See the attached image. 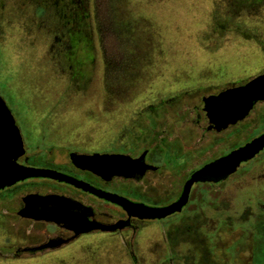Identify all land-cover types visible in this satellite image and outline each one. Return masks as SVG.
Instances as JSON below:
<instances>
[{"label":"rangeland","instance_id":"1","mask_svg":"<svg viewBox=\"0 0 264 264\" xmlns=\"http://www.w3.org/2000/svg\"><path fill=\"white\" fill-rule=\"evenodd\" d=\"M6 4L0 95L25 143L42 154L48 143L62 149L116 142L138 124L136 111L161 97L211 83H243L264 72V0ZM42 228L27 222V243ZM151 228L140 235L141 246ZM6 231L0 233V264H133L122 241L104 234L6 257Z\"/></svg>","mask_w":264,"mask_h":264},{"label":"flooded vegetation","instance_id":"2","mask_svg":"<svg viewBox=\"0 0 264 264\" xmlns=\"http://www.w3.org/2000/svg\"><path fill=\"white\" fill-rule=\"evenodd\" d=\"M7 1L0 0V17L4 21ZM244 83H211L200 85L195 92L180 90L161 97L157 103L136 111L138 124L121 139L105 145L58 149L48 143L42 154L39 148L31 150L24 141L26 153L17 162L57 169L135 203L153 207L170 205L181 197L196 171L264 132V125L256 130L259 122L264 124V100L258 101L244 119L227 126L218 127L209 119L204 98ZM193 100L198 102L193 104ZM196 112L198 116L194 117ZM74 152L142 158L146 169L132 176L109 175L106 168L100 174L75 163L71 157ZM31 193L60 195L73 201L70 206L61 200L47 211L61 209L79 214L85 221L104 225L120 223V227L115 231L98 229L84 233L59 247L50 244L38 248L49 242L67 240L75 231L64 223L27 217L25 197ZM263 197L264 149L241 162L236 171L221 181L194 182L187 204L163 218L131 215L122 205L65 181L29 178L0 189V233L7 230L9 235L8 243L1 248H7L6 257L21 258L27 253L60 249L84 235L104 234L122 241L133 264H258L259 253L264 252V231L259 230V227L264 229ZM33 210L36 213L37 208ZM27 222L43 225L36 233L39 238L28 243ZM150 226L148 240L141 246L140 235Z\"/></svg>","mask_w":264,"mask_h":264},{"label":"water","instance_id":"3","mask_svg":"<svg viewBox=\"0 0 264 264\" xmlns=\"http://www.w3.org/2000/svg\"><path fill=\"white\" fill-rule=\"evenodd\" d=\"M263 100L264 72L254 76L244 84L232 85L217 95H210L204 98L209 119L217 124L218 127L227 126L230 123L244 119L255 104ZM263 149L264 132L229 154L206 164L196 171L187 181L181 197L176 202L164 207H153L143 203H135L114 193L102 191L57 169L20 165L17 160L26 153L24 138L11 108L5 98L0 95V189L29 178H51L71 183L100 197L116 202L122 205L131 215L141 218H163L180 211L189 200L190 190L194 182L221 181L236 171L241 162L252 159ZM71 157L78 165L100 174H103L106 168L109 175L132 176L136 173H142L146 169L142 163V158H133L124 154L95 153L90 155L74 152ZM61 200L70 206L73 202L71 199L60 195L31 193L25 197L27 208L24 212L27 217H34L35 219H42L57 224L64 223L65 227L75 231V234L67 240L49 242L40 245L38 248H44L50 244L59 247L84 233L98 229L115 231L120 227V223L104 225L96 221H85V218L82 219L81 215L71 214L61 209L47 211L49 206L57 204ZM34 208H37L36 213L31 212L34 211Z\"/></svg>","mask_w":264,"mask_h":264},{"label":"crops","instance_id":"4","mask_svg":"<svg viewBox=\"0 0 264 264\" xmlns=\"http://www.w3.org/2000/svg\"><path fill=\"white\" fill-rule=\"evenodd\" d=\"M259 261L258 264H264V252L259 253Z\"/></svg>","mask_w":264,"mask_h":264}]
</instances>
